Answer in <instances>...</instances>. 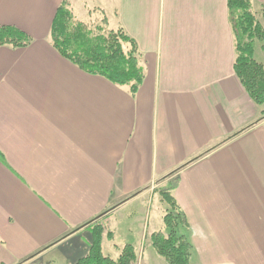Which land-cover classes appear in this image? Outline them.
Wrapping results in <instances>:
<instances>
[{"label":"crops","instance_id":"1","mask_svg":"<svg viewBox=\"0 0 264 264\" xmlns=\"http://www.w3.org/2000/svg\"><path fill=\"white\" fill-rule=\"evenodd\" d=\"M103 1L144 55L135 96L52 45L63 0H0V26L33 38L0 46V264H74L98 223L105 255L131 244L135 264H166L148 236L167 182L191 264H264V104L235 73L227 0Z\"/></svg>","mask_w":264,"mask_h":264},{"label":"trees","instance_id":"2","mask_svg":"<svg viewBox=\"0 0 264 264\" xmlns=\"http://www.w3.org/2000/svg\"><path fill=\"white\" fill-rule=\"evenodd\" d=\"M227 7L235 40V73L256 104L262 106L264 63L255 59L254 50L257 42L264 43V25L253 10L252 0H227ZM262 12L264 13V7ZM97 29L98 31H94L85 22L74 19L69 2L63 0L51 25V43L63 57L85 72L101 75L115 85L127 86L132 96H135L146 75L145 58L137 42L123 27L107 31L103 27ZM32 43L33 38L19 28L0 26V46L24 48ZM200 157L191 159L187 164ZM175 187L174 182H167L157 188L161 197L159 201L165 206L163 226L150 233L148 239L166 264H191L194 247L188 235L190 225L173 195ZM93 229L89 251L74 264L137 262L138 255L131 244L125 245L116 259L105 255L102 249L105 227L98 223ZM107 234L108 238H112V232L108 231Z\"/></svg>","mask_w":264,"mask_h":264},{"label":"rangeland","instance_id":"3","mask_svg":"<svg viewBox=\"0 0 264 264\" xmlns=\"http://www.w3.org/2000/svg\"><path fill=\"white\" fill-rule=\"evenodd\" d=\"M93 2L90 1V3H91L90 4V3H88V1H86L85 4H88V5L90 4V5L89 6H86V5L81 6L82 4H84V2L81 1V3H80V0H76L75 1L76 7L74 9H71L73 12V15H74V19H76L78 21L85 22L90 28H93L94 31H98L97 28H100V27H103L104 31H107L110 29H117L118 28L117 24H115V23H117V19H116L115 14L107 11L109 5L103 1L100 3H96L93 6ZM119 11H120V9L118 7L113 12L119 13ZM257 15H258L257 18L260 21H262V23L264 25V15H262L261 13L259 14V12L257 13ZM109 19L111 21H109ZM119 27H121V26H119ZM261 119H264V117ZM214 148L215 147L207 150L206 153L211 151ZM154 205L156 206V208H159L161 210H162V207H164L161 203H158L156 199L154 201ZM105 231H104V235L108 236V234H107L108 232L106 231L107 232L106 233ZM108 244H109V247L112 248V244L109 242H108Z\"/></svg>","mask_w":264,"mask_h":264}]
</instances>
